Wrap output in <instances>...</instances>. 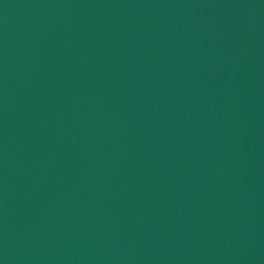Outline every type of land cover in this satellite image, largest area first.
I'll list each match as a JSON object with an SVG mask.
<instances>
[{
    "label": "water",
    "instance_id": "obj_1",
    "mask_svg": "<svg viewBox=\"0 0 264 264\" xmlns=\"http://www.w3.org/2000/svg\"><path fill=\"white\" fill-rule=\"evenodd\" d=\"M0 264H264V0H0Z\"/></svg>",
    "mask_w": 264,
    "mask_h": 264
}]
</instances>
